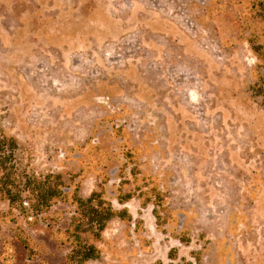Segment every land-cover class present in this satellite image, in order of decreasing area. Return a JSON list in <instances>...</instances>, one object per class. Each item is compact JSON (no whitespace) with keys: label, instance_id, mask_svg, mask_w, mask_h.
Segmentation results:
<instances>
[{"label":"rangeland","instance_id":"1","mask_svg":"<svg viewBox=\"0 0 264 264\" xmlns=\"http://www.w3.org/2000/svg\"><path fill=\"white\" fill-rule=\"evenodd\" d=\"M260 86L264 0H0L11 163L65 184L36 214L0 192V264H66L76 188L131 216L84 264H264Z\"/></svg>","mask_w":264,"mask_h":264},{"label":"trees","instance_id":"2","mask_svg":"<svg viewBox=\"0 0 264 264\" xmlns=\"http://www.w3.org/2000/svg\"><path fill=\"white\" fill-rule=\"evenodd\" d=\"M259 92L264 99V90L261 86ZM16 149V140L0 131V168L4 170V174L0 177V192L10 205L17 204L21 212L28 209V212L36 214L48 209L52 202L64 197L61 188L65 187V184L58 174L42 179L35 177L30 179L28 176L21 178L19 170L11 163ZM78 192L79 189L76 188L72 194V204L76 207L77 215L71 222L69 235L72 238V248L66 257V264H84L98 259L100 251L96 243L101 240L107 224L114 219L131 221L126 209L115 210L111 202L104 198V189L91 192L87 198H81ZM132 197L130 193L118 195L116 201L123 205ZM153 197V204L160 207L161 195L156 193ZM152 212L159 226L160 216L157 209H153ZM178 239L182 243H188L183 237ZM169 258L174 259L172 254H169Z\"/></svg>","mask_w":264,"mask_h":264}]
</instances>
